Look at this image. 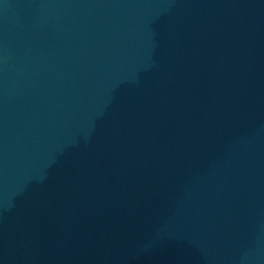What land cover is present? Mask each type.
I'll use <instances>...</instances> for the list:
<instances>
[{
	"label": "water",
	"instance_id": "obj_1",
	"mask_svg": "<svg viewBox=\"0 0 264 264\" xmlns=\"http://www.w3.org/2000/svg\"><path fill=\"white\" fill-rule=\"evenodd\" d=\"M0 264H264V0H0Z\"/></svg>",
	"mask_w": 264,
	"mask_h": 264
}]
</instances>
